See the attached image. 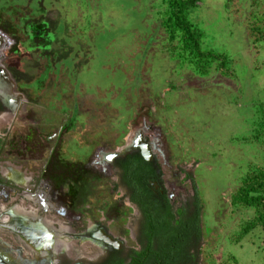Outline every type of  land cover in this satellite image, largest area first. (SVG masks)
Segmentation results:
<instances>
[{"label":"rangeland","instance_id":"374dc122","mask_svg":"<svg viewBox=\"0 0 264 264\" xmlns=\"http://www.w3.org/2000/svg\"><path fill=\"white\" fill-rule=\"evenodd\" d=\"M175 1L0 0V65L19 101L0 117V167L34 179L51 154L45 184L62 206L50 214L66 227L61 245L70 238L72 257L96 258L101 243L81 231L99 223L132 246L139 216L100 155L146 137L174 208L199 192V264H264V208L240 196L247 177L264 175V0ZM64 181L94 188L87 202L101 222L85 205L77 220ZM18 243L0 229V245Z\"/></svg>","mask_w":264,"mask_h":264},{"label":"flooded vegetation","instance_id":"af4514ba","mask_svg":"<svg viewBox=\"0 0 264 264\" xmlns=\"http://www.w3.org/2000/svg\"><path fill=\"white\" fill-rule=\"evenodd\" d=\"M2 70V66L0 65V72ZM7 85V89L11 90L13 85L10 80ZM8 92L3 89L0 82V117L11 111L16 114L19 110V107H13L11 101L8 100V98H13L7 94ZM151 142L148 141L146 137H136L134 141H131L129 145L125 147L126 150L124 148L122 151L114 153L107 152L100 155L102 164H107L109 172L116 178L114 179L116 180L114 189L117 188L118 192H123L125 199L135 207L139 216L137 221L138 226L136 225L135 231V244L132 246L128 245L125 239L115 236L110 230L106 229L99 223L94 224L92 227L88 225L89 227L87 226L86 233L81 231L79 233L81 236H77V239H90L101 243L102 251L100 256L96 258H90L85 255H80L77 258L72 257V255L69 254L68 248L65 247L68 246L67 243H70V238L69 241L68 239H65V244L63 243L64 245H61L64 234L67 232L65 231L66 227L63 225H58V227H56L55 225H57L56 223L58 222H55V225L52 222L50 216L52 213L51 211H55L58 208L55 203L51 202V191L47 184H45L47 181L50 184L51 181L48 171L51 154L44 157V168L39 171V175L35 177L36 179H21L14 174H10L7 168V172L3 173V170L0 167V191H7L5 193L8 195L9 192H15L17 190L18 193H22V197H24L23 194L29 195L30 198L34 197L31 200L34 204H31V202L26 203L25 200L20 201L18 198L15 200L12 198L6 200L9 196H7L5 200L0 199V204L6 205L5 209L0 210V229L13 233L15 239L19 242L17 245L20 248L17 249L18 251H14L13 249L11 250L4 247L6 245H0V264H111L116 260H123L125 263H131L133 261V256L135 255L134 253L143 250V230L146 220L139 204L132 200V197L134 196L133 188L135 187V181L132 178V171L130 168L133 160L135 161L138 160L139 157H142V170H145L144 172H150L152 175L149 179L148 190L153 197V201L160 203L161 198L166 197L170 204H172L166 191V183L163 179V166L153 151V149H156L159 146L154 142ZM4 147L5 143L2 139L0 142V154ZM62 149L64 150V147H62ZM145 149L147 150L146 153H149L147 156L145 155ZM61 155L65 156V152H61ZM76 172H78L76 177H79L81 173H79V170L77 169ZM70 180L74 182L73 178H70ZM72 181H69L70 184L67 186H65L66 181L62 182L63 185L60 187H68L69 191L74 192L73 198L76 199L75 207L77 209L75 211L77 214L79 213L77 220H84V205L86 209L88 208L91 210L87 213H92V219H94V216L99 210H94L93 205H89L87 202V199L89 198L88 191H93L94 188L89 189L88 187L89 190H87L86 188L88 185L85 184L78 193V190L74 189L75 185H73ZM76 183L80 184L78 181ZM63 195L67 196L68 194H61V196ZM3 196L5 197V195ZM28 201H30V199ZM53 201L55 202V200ZM24 203H26V205ZM31 205L35 207H32ZM59 207L61 208L62 206ZM60 208L58 209V212H60ZM61 215L62 214H60V216ZM102 220V218H99L98 220L94 219L96 222H101ZM72 233L75 232L72 231ZM107 238L111 239L114 243L107 242Z\"/></svg>","mask_w":264,"mask_h":264},{"label":"trees","instance_id":"16d2710c","mask_svg":"<svg viewBox=\"0 0 264 264\" xmlns=\"http://www.w3.org/2000/svg\"><path fill=\"white\" fill-rule=\"evenodd\" d=\"M174 3L184 8L197 6V0ZM179 11L182 12L180 8ZM177 15L175 20L177 24L192 36L190 24L182 14ZM133 161L130 168L135 181L132 200L139 204L146 218L143 250L134 253L131 263L116 260L111 264H199L202 204L198 190L194 197L183 202L177 210L166 197L161 198L160 203H156L148 190L151 173L142 170V157L135 160V163ZM259 174L261 173L248 175L251 177L244 181L240 188V196L243 202L264 208V175ZM188 218L192 219L191 225L187 223ZM258 219L264 224V215Z\"/></svg>","mask_w":264,"mask_h":264},{"label":"bare ground","instance_id":"6f19581e","mask_svg":"<svg viewBox=\"0 0 264 264\" xmlns=\"http://www.w3.org/2000/svg\"><path fill=\"white\" fill-rule=\"evenodd\" d=\"M2 69L6 72V70L2 67ZM1 71L0 73V82H1V86L3 87V89L4 90H6L7 92L9 91L8 89H7V76H8V73L6 72H4V71ZM4 74H5V76H4ZM5 79V80H4ZM6 82V83H5ZM10 88V87H9ZM10 97H12V95L10 94V92H8L7 93ZM8 100L9 101H11V104H12V106L13 107H15L16 106V104H17V102H19L17 99H15V98H8Z\"/></svg>","mask_w":264,"mask_h":264},{"label":"water","instance_id":"95a60500","mask_svg":"<svg viewBox=\"0 0 264 264\" xmlns=\"http://www.w3.org/2000/svg\"><path fill=\"white\" fill-rule=\"evenodd\" d=\"M3 71H4V70H3ZM125 150H126V148H125ZM146 151H147V150L145 149V155L147 156L149 153H148V152L146 153ZM106 240H107V242L114 243V242H113L111 239H109V238H107Z\"/></svg>","mask_w":264,"mask_h":264}]
</instances>
